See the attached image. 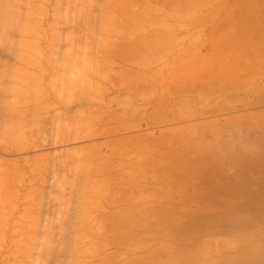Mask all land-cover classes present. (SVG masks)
Returning <instances> with one entry per match:
<instances>
[{
  "label": "rangeland",
  "instance_id": "rangeland-1",
  "mask_svg": "<svg viewBox=\"0 0 264 264\" xmlns=\"http://www.w3.org/2000/svg\"><path fill=\"white\" fill-rule=\"evenodd\" d=\"M175 2L0 0V264H264V175L239 211L126 210L177 178L174 126L257 107L206 99Z\"/></svg>",
  "mask_w": 264,
  "mask_h": 264
},
{
  "label": "crops",
  "instance_id": "crops-1",
  "mask_svg": "<svg viewBox=\"0 0 264 264\" xmlns=\"http://www.w3.org/2000/svg\"><path fill=\"white\" fill-rule=\"evenodd\" d=\"M182 51L197 59L187 67L217 70L198 84L212 100H251L257 107L195 124L174 126L181 147L176 179L150 180L149 192L133 195L131 211L211 213L239 211L245 198L261 194L264 175V80L226 71L264 72V0H176ZM253 90L246 91V86ZM263 86L261 89L256 87ZM219 113V112H218ZM187 129L188 134H185ZM184 143H190L185 145Z\"/></svg>",
  "mask_w": 264,
  "mask_h": 264
}]
</instances>
